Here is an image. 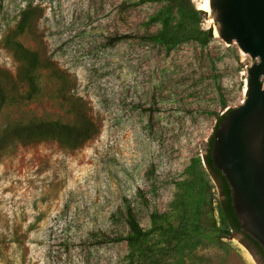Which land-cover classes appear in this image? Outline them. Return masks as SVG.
Instances as JSON below:
<instances>
[{
  "label": "rangeland",
  "instance_id": "obj_1",
  "mask_svg": "<svg viewBox=\"0 0 264 264\" xmlns=\"http://www.w3.org/2000/svg\"><path fill=\"white\" fill-rule=\"evenodd\" d=\"M164 8L157 0H0V71L13 93L33 89L30 100L15 96L0 109V264H263L227 227L196 224L188 240L172 239L181 203L205 217L200 179L217 219L220 190L204 162L210 127L242 103L252 62L214 35L205 11L186 29L191 38L167 50L151 39ZM208 31L206 45L192 38ZM16 45L35 54L33 85L16 78ZM32 120L74 125L73 137L97 130L79 146L6 138L8 126ZM127 209L151 231L133 260L126 242H112L127 235Z\"/></svg>",
  "mask_w": 264,
  "mask_h": 264
},
{
  "label": "water",
  "instance_id": "obj_2",
  "mask_svg": "<svg viewBox=\"0 0 264 264\" xmlns=\"http://www.w3.org/2000/svg\"><path fill=\"white\" fill-rule=\"evenodd\" d=\"M208 7L217 38L252 64L242 103L213 121L206 155L228 187L237 236L264 254V0H208Z\"/></svg>",
  "mask_w": 264,
  "mask_h": 264
},
{
  "label": "trees",
  "instance_id": "obj_3",
  "mask_svg": "<svg viewBox=\"0 0 264 264\" xmlns=\"http://www.w3.org/2000/svg\"><path fill=\"white\" fill-rule=\"evenodd\" d=\"M157 1L165 3V8L163 12L159 13V15L153 19L154 21H159L161 24V31L151 39L159 40L166 46L167 50H170L182 40L191 38V35L186 36L185 34H191L193 29L191 31H186V29L192 28L200 20V18L205 15V12L203 10H198L191 0ZM172 21L175 22V25L172 24ZM192 38H194V40H196L200 45H206L212 40L213 35L212 31H208L206 33H202V35L198 33ZM13 56L18 62V67L16 70L17 80L21 83L24 82V84L33 85V77L31 73L37 66L35 54L28 50L22 49L20 45H16V50ZM14 89L15 88L13 84H11V82H9L3 76V72L0 71V109L5 105H9L8 103H11L12 98L14 100L15 96L19 97L21 100H30L32 98L31 93L33 89H29L26 93H22L21 96L18 93H13L16 92ZM221 118L222 117H220V119ZM74 129V125L62 124L58 121L32 120L27 124L21 125L15 123L11 127L8 126L5 133L6 138L9 140L15 138L17 140L26 142L44 138H56L65 141L67 144L79 146L85 142L87 137L95 134V130H97V128H95L93 125H89L83 131H79L77 133L78 137H73L72 135ZM204 162L206 167L210 170L211 174L218 182L220 190L221 200L217 205L218 221L214 214L215 208L213 207V199L210 194V189L207 187V185L203 184L202 179H200L201 182L198 184V187H203L204 192L206 193L204 197V205L206 206V209L203 211L205 217L201 220H198L195 217L199 211V206L192 207L191 204L184 205L181 203L179 205V212L181 213L179 217L181 223L179 228L180 231L177 232L178 237L174 236L172 238L176 241V244L184 241V238L188 240V236L192 237L188 230L190 229L191 232L195 231L196 224H201L203 229L207 231L219 232L223 231L224 227L232 229L235 232H238L239 230L238 223L230 205L229 190L223 177L218 171L212 168L211 160L209 159L208 155L205 156ZM125 216V224L128 229L127 235L124 238L113 239L112 242H126L129 248L128 257L130 260H133L136 255L137 247L143 242L148 241L151 231H144L140 227L138 221L130 209L126 210ZM218 223L220 226L217 225ZM255 246L259 248L257 244H255ZM148 250L143 249L141 251L142 257L146 258L147 256H152V254L150 255L148 253ZM258 250L261 252L264 258V254L262 253L261 249L259 248ZM161 254L164 253L161 252Z\"/></svg>",
  "mask_w": 264,
  "mask_h": 264
},
{
  "label": "bare ground",
  "instance_id": "obj_4",
  "mask_svg": "<svg viewBox=\"0 0 264 264\" xmlns=\"http://www.w3.org/2000/svg\"><path fill=\"white\" fill-rule=\"evenodd\" d=\"M199 9L205 12H209L208 0H200ZM214 35H216L215 31H214Z\"/></svg>",
  "mask_w": 264,
  "mask_h": 264
},
{
  "label": "flooded vegetation",
  "instance_id": "obj_5",
  "mask_svg": "<svg viewBox=\"0 0 264 264\" xmlns=\"http://www.w3.org/2000/svg\"><path fill=\"white\" fill-rule=\"evenodd\" d=\"M247 238V240L256 248V250L258 251V253H259V257H260V260L262 261V263L264 264V258H263V256H262V254H261V252L258 250L259 248H257V246H255V244H254V242H252L248 237H246Z\"/></svg>",
  "mask_w": 264,
  "mask_h": 264
}]
</instances>
